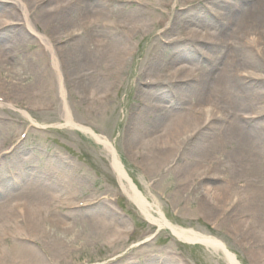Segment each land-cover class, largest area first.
Returning a JSON list of instances; mask_svg holds the SVG:
<instances>
[{"label":"rangeland","instance_id":"rangeland-1","mask_svg":"<svg viewBox=\"0 0 264 264\" xmlns=\"http://www.w3.org/2000/svg\"><path fill=\"white\" fill-rule=\"evenodd\" d=\"M21 1L29 9L30 26L55 47L63 45L69 33L78 35L71 39L70 47L90 41L82 54L84 56H77L76 63L72 61L73 56L67 61L60 57L65 101L73 124L91 129L114 145L129 177L149 203L162 210L170 224L221 241L241 264H264V208L259 209L255 202L242 199L251 193L253 185L258 184L253 179L264 183V170L259 176L227 167L210 170L207 176L198 179L199 184L193 189L189 187L193 171H203L202 167L206 165L200 152L211 158L204 146L212 143V132L207 131L198 140L200 134L189 135V131L182 136L180 131V143L186 137L189 144L201 142L189 152L186 148L182 152L188 154L181 156L183 144L179 147L178 141L172 143L165 140L168 121L154 126L149 122L154 123L162 117L170 119L171 114L166 118L160 106L172 102V98L185 99L181 107L172 109L173 118L183 113L185 108L189 111L191 102L196 101L190 94L192 82L176 81L178 78L160 80L161 70L167 73V69L181 67L191 72L189 67L193 65L207 64L211 62V57L230 54L236 47L232 45L237 42V36H229L231 31H235L236 23L227 20L222 26L216 17H211L212 13H204L208 20H187L184 17L194 13L203 16L201 6L210 8L218 5L211 0L199 4L174 0L176 4H170V7L177 6L175 11L180 15L176 16L172 11L167 23L158 25L153 19L160 13L147 10L149 26L141 33L131 32L135 37L130 38L124 32H114L117 29L109 23L131 24L127 21L132 19L130 16H137L140 8L144 7L140 2L108 4L104 0H83L95 3L97 8H93L92 13L98 8H103L102 12H105L100 18L103 25L85 29L83 19L71 22L63 18H58L60 21L55 19V27L52 28V22L39 18L36 0ZM0 2V11L16 21L14 25L2 29H6L13 40L24 38L22 44L12 45L11 49L0 52V151L12 150L0 161V204H7L12 199L24 207L25 204L34 207L39 202L47 207L46 199L38 200L34 195L22 194L29 183L33 186L43 184L48 199L61 195L69 203L63 205L61 212L53 213L54 221L43 218L33 225L35 231L32 227L18 228L16 233L26 234V237L30 232L37 233L36 239L38 236L39 239L29 236L19 240L20 248L29 250L31 254L18 257L6 252V255H0V264H228L221 251L214 252L203 244L180 241L170 229L148 222L122 190L109 152L85 131L65 125L56 76L44 41L38 35L30 34L22 24L18 5ZM58 2L64 4L62 0H45L40 6L50 9ZM150 2L156 6L171 0ZM178 16L183 19L176 20ZM61 21H64L63 24ZM208 24L215 25V28L220 25L218 32L222 39L223 35L227 39L223 44L216 38L219 45L215 49L218 51L211 48L210 42L200 40L198 45L193 43L196 36L206 31L213 32ZM79 36L81 38L77 39ZM116 39L120 40L118 46L126 51L123 60L121 56L113 55L110 42L114 43ZM6 43H9L6 38L0 40V46ZM189 48L194 52L191 55L187 53ZM98 49L100 51L94 55ZM149 49L151 51L147 54ZM152 53L158 55L150 56ZM171 56H174L173 60L167 62ZM28 61V66H32L30 68L26 66ZM67 63L69 66L65 65ZM220 64L217 61L216 67ZM249 67L252 69L248 71L257 77L255 84L264 92V66L254 60L244 69ZM240 69L243 70V67ZM228 91L231 92L228 87L223 89L225 93ZM163 94L167 96L165 99ZM224 95L223 100L226 101ZM235 101L236 107L245 104L264 106V98L254 95H238ZM226 102V106L230 104L229 100ZM23 111L31 119L22 115ZM263 111L258 115V121H264ZM160 137L163 138L162 143L170 148L166 149L158 141ZM220 137L224 148L219 147L212 152L215 156L220 154V159H228L227 153L238 146L236 136L222 134ZM151 143L156 149L149 148ZM254 144L257 147L264 145V135L255 137ZM183 167L188 168L187 173L179 172ZM205 185L211 186L219 196L216 202H205L207 199L202 189ZM105 196L108 201L103 199ZM223 197L226 199L223 200ZM89 214L96 218L102 216L107 221L100 219L99 228L93 227L88 224ZM15 216L18 217V214ZM63 222L70 225L64 226ZM7 243L10 249L15 247L12 242Z\"/></svg>","mask_w":264,"mask_h":264},{"label":"bare ground","instance_id":"bare-ground-1","mask_svg":"<svg viewBox=\"0 0 264 264\" xmlns=\"http://www.w3.org/2000/svg\"><path fill=\"white\" fill-rule=\"evenodd\" d=\"M3 3L6 2H14V4L18 5L20 9V16H21V22L22 24L28 29V32L32 35H38L36 31L30 26L29 24V9L27 6H25L21 0H1ZM34 1V0H33ZM49 0H46V2ZM61 1V0H60ZM64 4L58 2L54 6H50V9H47L44 7L45 0H36L39 4L38 9L39 11V18L41 21H49L52 22V28L55 27V19L63 18L64 20L69 21H75L76 19H83L84 21V28L88 29L94 26H101V20L100 18L104 15V11L102 12L103 8H98L97 12L92 13L93 8L95 7V3H85L83 0H62ZM96 2L95 0H93ZM102 1V0H99ZM108 4H119V2H130V3H136L138 4L140 2L141 5H143V9L140 8V14H137V16L132 15L130 16V20H127L131 24H121L119 22H110L109 26L115 27L117 30L114 32L120 33L124 32L125 35H127L130 38L135 37L134 33H141L144 28H147L149 21L146 17L147 10L151 11L152 13H160L158 14V17L154 18L155 23L158 25H165L169 17L173 14L172 11H175L177 6L170 7L171 5H175L176 1L180 2L179 0H171L173 3H159L158 5H153L151 3V0H104ZM103 1V2H104ZM208 0H185V3H193L196 2L199 3H207ZM212 3L218 5L216 6H210L204 7L201 6L204 9L203 16L200 15V13H194L187 17H184L187 20L192 19H200V20H206L207 18L204 16V13L206 15H210L212 18H215L220 21V25L223 26V22L227 20H233L236 24V27L234 28L235 31H231L232 35L229 36H237L236 37V43L232 45V47H235L233 51L230 54H223L218 57H211L209 59L211 62L207 64H198V66L193 65L190 71H184L183 68L178 67L174 70L167 69V73H163V69L161 70L162 75L159 76L160 80H175L176 81H189L192 82L190 85L192 86V89L190 91V94H193V97H195L196 101L191 102L192 105L189 107V111H187V108L184 109L183 113L178 114L177 116L173 118L174 114H172V109H177L178 107H181L183 105V102H185V99H182L181 97L176 100V98H172V102L162 105L161 110L164 111V116L167 118V116L171 117L170 119H163L158 118L153 123V121H149L151 125L154 126V124H164L168 121V124L165 125L166 131L164 132L165 140H168L169 142H177L178 146L180 147V144H183V149L181 150V156L187 152H182L186 148L187 151L195 147H197L201 142H198L197 144L192 145L189 144V141L187 137L182 140V143L179 142L178 133L181 131V135L185 136V132H189V135H199L198 140H200L204 134L207 133V131L212 132L213 134V141L206 143V146L204 148L206 149V153L208 151L211 158L205 155L202 151V160L206 163L205 167H202L203 171H200L199 169H196L193 171L194 175L190 179V185L189 187H192L195 189L199 182L198 179L203 177L204 175L207 176V173L211 170H222L223 168L227 167L226 169H233L234 171L239 172H253L257 173L258 176L261 173V170H264V145H260L257 147L254 144L255 137H262L264 135V121H258V115L260 112L264 110V106L259 105H252V104H245L239 107H236L234 104H236L235 98L238 95H254L259 98H264V92L260 91L259 87L256 83L257 80H255V74L249 72L248 70L252 68H246V65L254 63V60H257L262 63L264 66V0H211ZM1 3V2H0ZM41 3H43V6H40ZM84 3V4H83ZM83 4V5H82ZM99 4V3H98ZM183 4V3H182ZM181 5V4H180ZM170 7V8H169ZM214 7V8H213ZM46 8V9H45ZM37 9V10H38ZM64 9V10H63ZM101 9V10H100ZM219 9V10H218ZM61 10V11H60ZM104 10V9H103ZM212 10V11H211ZM60 11V12H59ZM114 11V10H113ZM201 11V10H200ZM208 11V12H207ZM98 14L97 19L95 18ZM181 14V13H180ZM177 14L176 11L174 15H180ZM216 15V16H215ZM175 17V16H174ZM191 17V18H190ZM196 17V18H194ZM190 18V19H189ZM183 19L181 16L177 17L176 20ZM11 16H7L3 14L0 11V40L3 41V38L8 40L7 43L3 46H0V52L11 49L12 45L15 44H22L24 42V38H19V40H13L11 36L9 35V32L6 29H2L3 27H9L10 25H14L16 21H13ZM59 20V19H58ZM208 20V19H207ZM60 21V20H59ZM151 21V20H150ZM64 21H61L60 23L63 24ZM151 23V22H150ZM211 23V22H210ZM59 24V23H58ZM103 25V24H102ZM218 26V28L220 27ZM215 25L208 24V27L210 29H214L213 32H204V34H201L200 36H196L197 34H194L196 36V40L193 41V43H197L201 41H206L211 43V48L213 50H216V46L219 45L218 42H216V38L223 44L227 41V39L223 35V39L220 35V32H218V28L214 27ZM149 28V27H148ZM191 34L195 33V31H190ZM239 32H242L241 35ZM120 33V34H122ZM39 36V35H38ZM78 36L76 33H69L67 36L68 40H65L64 44L55 47L51 42H48L43 37L39 36L42 41H44L46 48L49 51V58H50V64L53 67L55 76H56V82H57V91L59 98L61 100V107L60 111L62 112L61 115L64 118V122L66 126L74 127L79 130L85 131L89 135H91L97 142L101 143L103 147L109 152L111 155V162L112 167L115 171V173L118 176L120 186L122 190L129 196V198L135 203V205L138 207V209L144 214L145 218L148 220L151 224H156L158 227H166L171 230L174 236L177 237L178 240L187 242V243H199L206 246L208 249L218 252L221 251L223 253L224 258L226 259L228 264H241L239 260L237 259L236 255L231 253L228 248L219 240L212 238L210 236H205L201 233L195 232L191 229H183L180 227H176L172 224H170L162 210L157 205H151L149 201L144 197V195L139 191L138 187L134 184L132 179L127 174L126 170L124 169V166L120 159L117 156V152L115 150V147L113 144H111L107 139L101 138L97 136L91 129L86 128H80V126L74 125L73 121L71 119L70 111L68 109V106L65 101V91L63 87V78L61 73V58L64 59V61H67L68 59H71V56H73L72 61L77 60V56H84V52H86V49L89 47L88 42L80 43L76 46H71V39L73 37ZM228 36V35H227ZM221 37V38H220ZM79 36L77 39H80ZM15 39V38H14ZM118 41L115 40L114 43L110 42L111 46L113 47V55L114 56H121V60L126 58V51L122 50L123 47L118 46ZM58 42V41H57ZM108 45V44H107ZM211 49V50H212ZM249 49V51H248ZM250 49L254 51V54L251 53ZM195 51V49H193ZM99 52L100 49L94 51V55ZM108 51L109 46H108ZM151 49L147 50L146 53L149 54ZM189 55L194 53L191 48L188 49ZM218 51V50H216ZM153 54V53H152ZM150 54V56H156V54ZM176 54V53H174ZM173 54V55H174ZM219 54V52H218ZM75 56V57H74ZM101 56V55H100ZM174 56H171L167 62H171L173 60ZM207 58V57H206ZM86 59V58H84ZM60 60V61H59ZM217 61H220V66H217ZM76 63V62H75ZM27 67L28 63H26ZM45 64V63H44ZM68 64V63H67ZM66 66H69V64ZM74 64V63H73ZM243 67V70L240 69ZM244 73H241L243 72ZM72 72V71H69ZM188 72V73H187ZM232 72H234L232 74ZM9 76V75H8ZM16 76V74H15ZM14 77V76H12ZM143 80V79H142ZM89 82L88 80H86ZM144 81V80H143ZM7 82V81H6ZM172 83V81H171ZM81 86H84V83H80ZM99 84V83H98ZM231 84V85H230ZM230 85V87H229ZM101 87V86H98ZM230 88L231 92H223V89ZM169 93V92H168ZM225 94V95H224ZM230 94V95H229ZM165 99L167 96L166 94H163ZM160 95V96H163ZM223 95L226 98V101L229 100L230 104L226 106V101L223 100ZM228 95V96H226ZM198 98V99H197ZM229 98V99H228ZM200 101H197L199 100ZM170 100V98L168 99ZM195 102V103H194ZM264 112V111H263ZM170 113V114H169ZM169 114V115H168ZM22 115L27 117L28 119H31L30 115L23 111ZM235 120V121H233ZM69 123V124H68ZM141 123V122H140ZM139 123V124H140ZM252 123H254L252 125ZM137 125L138 130L140 129V125H144L141 123L140 125ZM150 125V126H151ZM217 125V126H216ZM249 125V129H247V126ZM58 127H62L61 124L57 125ZM186 128H189L190 130H187ZM221 132L222 134H233V136H236V140L238 142V146H236V149L234 151L227 153V158L220 159V154L217 156L214 155V151L217 150L219 147L224 148V145L220 142L221 140ZM131 135V134H130ZM136 136V135H135ZM242 137L244 141L242 140ZM163 138H158V141H161L162 143ZM197 140V139H196ZM129 141H133L132 138H129ZM135 141V139H134ZM263 143V142H261ZM166 149L170 148L167 147V145L163 144ZM188 146V147H187ZM155 148V144L153 145L151 143V146L149 145V148ZM191 148V149H190ZM161 149V147H159ZM12 150L8 149L4 152L0 151V161H2L4 158V155L11 153ZM150 153H152L153 156H155V153L150 150ZM183 153V154H182ZM217 153V152H216ZM215 158H212V157ZM183 159V157L181 158ZM200 159V158H199ZM152 161V160H151ZM186 166V165H185ZM223 166V167H222ZM187 167H183L180 169V173H187ZM264 172V171H262ZM257 176V177H258ZM254 178V177H253ZM256 182L258 184L253 185V189L251 193L246 194L245 197H242V199H248L249 201L255 202L259 209L264 208V183L257 182V179L253 182ZM43 184H39L36 186H33L32 183H29L26 188L22 191L23 195L29 194L30 196L34 195L36 199L41 200L39 198H44L47 200V207L42 206V202H39L37 206L29 207L30 204H28L25 207L22 203H15L12 199L8 201L7 204H0V255H6L7 253H10L11 255L21 256V255H28L31 254V252L27 249L20 248L21 242L19 240L35 237V240L39 239L36 234H32L30 232L29 234H21L16 233L18 228L25 227V228H33V231L36 230V227L33 225H36L37 223L41 222L43 218L49 219L54 221L53 213L55 212H61L63 205H69L67 201H65L64 198H62L61 195L57 196H51L50 199L47 198L45 195L46 193L43 191ZM203 194L204 197H206L207 200L205 202L209 203L210 201L216 202L215 200L219 197L213 190V188L210 186H203ZM213 191V192H212ZM225 196V195H224ZM33 197V196H32ZM225 197H223L224 200ZM103 199L108 198L103 197ZM226 199V198H225ZM44 202V201H43ZM72 203V202H70ZM84 211V209L82 210ZM156 213V215L154 214ZM18 214V217L15 215ZM92 214V213H91ZM90 215L91 218L88 219V224H90L93 227L99 228L98 224L100 223V219L103 217L100 216L98 218L94 217L93 215ZM48 215V217H44ZM42 216V217H41ZM93 216V217H92ZM85 219V218H84ZM107 221L106 219H102L101 221ZM84 221V220H83ZM22 224V225H19ZM64 226H69L70 224L63 222ZM65 229V228H64ZM67 229V228H66ZM18 239V240H16ZM7 242H12V245L15 246L13 248H9L6 246L8 244ZM19 246V247H18ZM9 250V251H8ZM7 252V253H6Z\"/></svg>","mask_w":264,"mask_h":264}]
</instances>
